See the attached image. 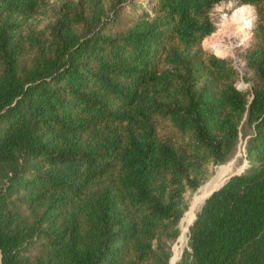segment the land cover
Masks as SVG:
<instances>
[{"label":"trees","instance_id":"obj_1","mask_svg":"<svg viewBox=\"0 0 264 264\" xmlns=\"http://www.w3.org/2000/svg\"><path fill=\"white\" fill-rule=\"evenodd\" d=\"M221 1L0 0V264H169L240 138L176 264H264V0L246 87L201 44Z\"/></svg>","mask_w":264,"mask_h":264},{"label":"rangeland","instance_id":"obj_2","mask_svg":"<svg viewBox=\"0 0 264 264\" xmlns=\"http://www.w3.org/2000/svg\"><path fill=\"white\" fill-rule=\"evenodd\" d=\"M136 1H142V0H136ZM244 5H248L253 9V11H254L253 20H254V24H255V20H256L255 8L250 4H244ZM239 6H240V4L237 2V0H224V1L216 3L210 11V16L214 20L215 25H216V31L213 34L206 36L205 39L202 40L201 44H202V47L204 50L211 52V53H214L218 56H224L225 58L230 59L232 65L236 68L238 75H239V78L236 82V85L239 87H243V86L246 87V86H248V83L243 79V76L246 72V62L243 59L241 53L251 43V40L253 37V28H254V27H252V24L250 25L252 30L250 29V35L246 41L245 40L241 41V39H240V40H234V43H233L232 40L229 39L228 37H226L225 35L220 36V38L223 39L222 42H224L225 44L230 45V42L233 43V46L230 45L232 48L228 49V51H227L228 54H226V55H220V54L216 53L214 51V49L209 48V46L207 45V42L210 40V37L215 36V34H217L218 32L220 33V31L224 29V27H223L224 20L229 18L231 16V14L233 13V11L238 9ZM254 24H253V26H254ZM240 44H242V45H240ZM238 45H240V46H238ZM232 51H234V52H232ZM239 52H240V55H239ZM244 145H245V140L240 138L239 142L237 144L236 150L233 153V155H231L228 158V160H226L225 162L212 166V168H211L212 173H211L210 177L205 181V183H203L195 192L187 195L188 208H187L186 212L183 214V216L181 217L180 222H179L180 234L171 245V254L174 258H176L175 261L173 262V264H176L180 260L183 251L187 248L190 223L193 221V219L196 215V212L199 210L200 206L202 205V202L204 201L205 197L207 196V195H205V196L203 195V193H202L203 188L206 185H208L215 177H217V175L219 173L223 172L225 170V168L227 167V165L230 163V161H233L232 165L234 166L233 167L234 170L232 172H228L225 175L224 179L229 174H231L233 172H239L243 166H245V167L247 166V159L245 157ZM219 185H217V186H219ZM172 250H173V253H172ZM172 256L170 257L169 264H171Z\"/></svg>","mask_w":264,"mask_h":264},{"label":"bare ground","instance_id":"obj_3","mask_svg":"<svg viewBox=\"0 0 264 264\" xmlns=\"http://www.w3.org/2000/svg\"><path fill=\"white\" fill-rule=\"evenodd\" d=\"M253 18H254V11L250 6L248 5L240 6L238 9L233 11V13L229 18L224 20L223 22L224 29L221 30L220 33L218 32L217 34H215V36L210 37V40L207 42V45L209 46V48L214 49V51L220 55L228 54L227 51L229 48H232L231 46H233L234 40L241 39V41L244 40L246 41L249 38L250 29H251L250 25L252 24L253 27V21H254ZM221 35H225L226 37L232 40L233 43L230 42L231 46L222 42L223 39L220 38ZM232 164L233 161H230V163L227 165L225 170L219 173L217 177H215L208 185H206L203 188L202 193L204 196L208 195L213 188L219 185L223 181L225 175L228 172H232L234 170L233 168L234 166ZM175 259L176 258L172 256L171 264H173Z\"/></svg>","mask_w":264,"mask_h":264},{"label":"water","instance_id":"obj_4","mask_svg":"<svg viewBox=\"0 0 264 264\" xmlns=\"http://www.w3.org/2000/svg\"><path fill=\"white\" fill-rule=\"evenodd\" d=\"M253 24H254V21H253ZM215 55H216V54H215ZM217 56H218V55H217ZM219 57H223V56H219ZM223 58H224V57H223ZM244 168H245V166H243L242 169H241L239 172H241ZM239 172H233V173L229 174V175L223 180V182H222L219 186L213 188V189L209 192V194L205 197V199H206V198H207V197H208L213 191H215V190H217L218 188H220L230 176H232V175H234V174H236V173H239ZM205 199H204V200H205ZM203 202H204V201H203ZM203 202H202V204H203ZM195 217H196V216H195ZM195 217H194V219H195ZM194 219H193V221H194ZM193 221L190 223V225L193 223Z\"/></svg>","mask_w":264,"mask_h":264}]
</instances>
